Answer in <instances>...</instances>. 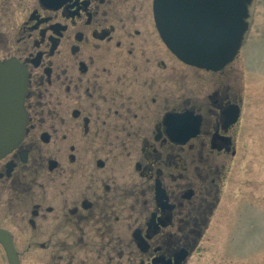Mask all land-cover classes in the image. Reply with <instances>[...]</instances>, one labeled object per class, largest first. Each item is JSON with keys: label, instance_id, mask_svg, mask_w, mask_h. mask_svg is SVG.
Masks as SVG:
<instances>
[{"label": "flooded vegetation", "instance_id": "obj_1", "mask_svg": "<svg viewBox=\"0 0 264 264\" xmlns=\"http://www.w3.org/2000/svg\"><path fill=\"white\" fill-rule=\"evenodd\" d=\"M0 62L25 82V131L0 157L19 264L21 242L46 264H185L238 154L234 61L179 60L153 0H0Z\"/></svg>", "mask_w": 264, "mask_h": 264}, {"label": "rangeland", "instance_id": "obj_2", "mask_svg": "<svg viewBox=\"0 0 264 264\" xmlns=\"http://www.w3.org/2000/svg\"><path fill=\"white\" fill-rule=\"evenodd\" d=\"M233 61L244 97L238 154L228 163L211 224L185 264H264V0H256L255 23ZM18 245L20 264H46L39 250ZM0 264H7L4 254Z\"/></svg>", "mask_w": 264, "mask_h": 264}, {"label": "water", "instance_id": "obj_3", "mask_svg": "<svg viewBox=\"0 0 264 264\" xmlns=\"http://www.w3.org/2000/svg\"><path fill=\"white\" fill-rule=\"evenodd\" d=\"M254 5L255 0H153V12L162 41L179 60L216 71L232 61L244 43ZM24 91L15 66L0 62V157L25 131ZM0 243L8 264H19L9 236L1 230Z\"/></svg>", "mask_w": 264, "mask_h": 264}]
</instances>
